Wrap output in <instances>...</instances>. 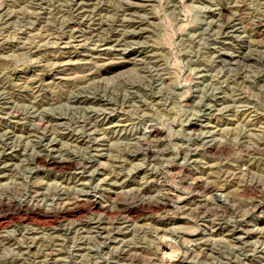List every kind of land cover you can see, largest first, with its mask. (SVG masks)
Segmentation results:
<instances>
[{
	"label": "rangeland",
	"instance_id": "374dc122",
	"mask_svg": "<svg viewBox=\"0 0 264 264\" xmlns=\"http://www.w3.org/2000/svg\"><path fill=\"white\" fill-rule=\"evenodd\" d=\"M0 264H264V0H0Z\"/></svg>",
	"mask_w": 264,
	"mask_h": 264
},
{
	"label": "bare ground",
	"instance_id": "6f19581e",
	"mask_svg": "<svg viewBox=\"0 0 264 264\" xmlns=\"http://www.w3.org/2000/svg\"><path fill=\"white\" fill-rule=\"evenodd\" d=\"M220 12H221V11H220ZM220 12H219V13H220ZM78 32H79V31H78ZM79 34H81V33L79 32ZM79 34H78V35H79ZM132 36H133V35H132ZM78 53H79V52H78ZM73 54H74V53H73ZM88 74H89V73H88ZM72 76H73V75H72ZM151 131H152V130H151ZM39 159H40V158H39ZM52 159H53V158H52ZM55 159H56V158H55ZM53 160H54V159H53ZM41 161H42V160H41ZM44 161H45V160H44ZM44 161H43V162H44ZM61 162H62V161H61ZM44 163H45V162H44ZM46 163H47V162H46ZM53 163H54V162H53ZM57 163H58V162H57ZM49 164H50V163H49ZM67 164H68V163H67ZM52 165H53V164H52ZM55 165H56V164H55ZM68 166H69V165H68ZM65 211H66V210H65ZM46 212H47V211H46ZM44 214H45V213H44Z\"/></svg>",
	"mask_w": 264,
	"mask_h": 264
}]
</instances>
